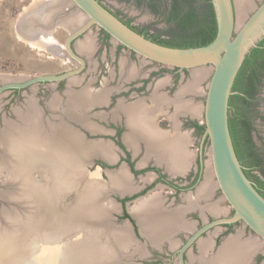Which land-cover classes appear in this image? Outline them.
Returning a JSON list of instances; mask_svg holds the SVG:
<instances>
[{"label":"water","instance_id":"1","mask_svg":"<svg viewBox=\"0 0 264 264\" xmlns=\"http://www.w3.org/2000/svg\"><path fill=\"white\" fill-rule=\"evenodd\" d=\"M64 1L66 5L74 8L72 11L77 17L74 19L76 24L74 23L64 40V49L77 65L59 73L1 81L0 96L11 88L22 89L37 83L70 80L81 73L85 59L73 49L72 40L83 35L93 26L106 32L112 40L133 51L142 60L167 67L188 69L191 73L202 71L199 80L211 71L203 100L205 127L200 152L202 153L203 142L206 139L208 173L215 187L219 189L222 199L231 207L232 213L229 216L216 218L197 230L180 248L179 264H184L182 254L193 239L203 230L220 223L240 221L264 243V196L259 193L243 170V165L235 152L228 122L229 98L234 93L232 87L235 78L245 56L264 37V0L258 5H254L255 0H249L239 25L236 24L234 0H211L216 18V34L207 44L188 47L169 46L148 38L126 24L99 0ZM12 113L13 116L15 115L14 119L2 118L1 121L3 125L0 126V169L5 170L8 183L15 188L16 197H29L39 205L37 209L40 210L35 212V216L34 212L30 214L26 209L22 211L25 214L20 217L16 214L8 218L10 222L7 226L11 228L12 233L23 232L24 235H20L18 239L20 243H15L10 249L3 236L0 237V264H49V261L43 258L44 254L34 260L35 247L49 245L50 240L63 243L67 231L75 229V226L76 228L84 224L105 226L113 212L103 202L110 192L100 191L99 195L90 193L89 196L81 192L73 200L74 204L70 206L72 208H58L55 203L65 193L64 178L62 181L59 178V182L57 180L53 185L43 187L31 180L30 171L33 167L41 168L40 166L43 165L47 168V166L43 154L39 151L35 154L34 162L30 160L34 148L28 146L46 147L49 145L50 136V139H56L55 147L48 148L53 152L54 157L59 158L58 162L55 161L57 164L53 163L54 169L58 167L65 169L67 166H73L75 162L82 167L93 163L96 157H102L91 146L95 141L88 140L83 135L80 143L75 145L73 137L68 132L65 136L48 134L42 126L38 127L32 118L25 116L20 120L14 110ZM46 119L40 120L44 122ZM40 150L44 151V149ZM20 155L23 157L21 158ZM50 168L52 167H49V171ZM27 191L30 194H27ZM115 199L111 197V201L116 203ZM35 231L41 233L33 235L32 240L28 242L26 232ZM121 238L114 236L105 241L99 238L95 242L91 238L89 244L86 242L83 244L79 240L81 243L77 244V240H74L77 250L74 251L68 264H128L122 258L121 252L126 245L121 244ZM12 239L10 237V240ZM59 257L64 258V254Z\"/></svg>","mask_w":264,"mask_h":264},{"label":"rangeland","instance_id":"2","mask_svg":"<svg viewBox=\"0 0 264 264\" xmlns=\"http://www.w3.org/2000/svg\"><path fill=\"white\" fill-rule=\"evenodd\" d=\"M36 0H0V82L11 80V79H24L26 77L38 75V74H45V73H59L64 70H69L71 68H74L76 65V62L72 60L63 50V41L65 37L69 33V27L67 26H56L55 29L51 31V40L55 42L53 46H57L59 52L51 53L48 49H46L44 46H41L39 43L31 42L27 40L26 38H23L22 34L17 29L18 22L22 21V15L24 10ZM49 1V0H48ZM103 3L107 5L110 9H112L115 13L119 14L122 18L129 21L132 25L136 26L139 29L146 28L151 34L158 33L161 29H164L165 26H167V23L164 20V17L159 14H155L149 10V8L145 5H140L137 2H134L133 0H101ZM198 1V0H197ZM196 1V2H197ZM235 4H236V0ZM262 0H255L254 5H258ZM47 2V1H45ZM237 11H238V6ZM46 17V16H45ZM44 14L41 18V21L45 19ZM76 24V20L74 22ZM72 24V23H70ZM57 25V24H56ZM99 28L96 26L91 27L87 32H85L83 35L79 36L75 40V47H78V49L86 50L88 47L81 48L80 46H83L87 43L89 40H85V36L91 35L92 37V45L93 48L95 47V53H89V51L86 50V54L84 57L86 58L87 64L84 70L79 73L78 75L72 77V81L75 79L79 80L77 83H73L72 81L63 80L60 82H48V83H37L25 88H22L18 93L14 92L13 90H6L2 93L0 96V126L3 125L1 123L2 118L3 119H12L15 118V115L13 116L12 110L15 111V109H23V106L25 104V100L28 99L30 101L29 105V114L30 116H34V118L41 112L45 114L44 118H47L50 116V114H53L54 117L57 115V113L48 112V106L47 103L50 101L52 103L53 100H56L59 96L58 95H64V92L68 90L67 88L70 87V89L73 92H80L81 89H85L86 93L85 95H88V93H94L100 90H106L110 89L112 90L110 93L109 103L108 104H98L95 106H92L91 108H87V110L95 111V112H106L111 108L110 102L116 101L120 97L124 99L125 102L131 103L135 100H137L139 97L145 96L152 91H154L153 85L157 82L158 79L161 77L168 75L170 76L169 71H162V73H159L155 76V80L151 82V80L147 83L148 90L143 89L139 92L136 91H128L126 88V85L130 84L129 77L127 75H124V71L127 72L129 69L136 68L140 72V74L145 73V75H148L149 69L153 67L154 65L152 62L148 60H142V58L138 57L137 55H129V53L125 49H118L116 51V48L118 46V43H116L111 38L108 39L106 44L101 39L100 35H97ZM51 41V42H52ZM84 43V44H83ZM86 46V45H84ZM77 52V51H76ZM78 53V52H77ZM83 56V54H81ZM145 63V64H144ZM144 64V65H143ZM154 67H157L155 65ZM159 69H167L165 67H158ZM189 73H186L185 76H181L178 81V86H183L187 82H191L193 80L194 72H192V75ZM201 74L197 76V79L199 76H202V71H198ZM243 72H247V68H243ZM211 71L208 72L207 76H205L203 79L197 82V79L193 81L192 88L188 96L185 99L195 100L197 102H200L204 100V95L206 92V86L210 78ZM197 74V73H196ZM192 76V78H191ZM149 79L152 77H148ZM124 79V80H123ZM194 85V87H193ZM121 86V87H120ZM121 88L122 90L115 91L116 88ZM190 89V85L188 86ZM194 89V91H193ZM114 90V91H113ZM79 98V97H78ZM76 99V96L74 97ZM103 99V98H102ZM101 99V100H102ZM237 100L234 98L232 100V105ZM78 102V100H77ZM57 102L53 104V106L56 109ZM190 103V102H189ZM47 104V105H46ZM47 106V107H46ZM255 111H256V118H255V125L258 129L257 131L252 130V142L255 143V145L260 148L264 152V77L262 79V83L259 86V90L257 93V99L255 100ZM53 107V108H54ZM250 108H246L248 111V116L251 121L252 127H253V99L249 104ZM34 109V110H33ZM42 109V110H41ZM69 110H72L70 107ZM81 114L80 111H77ZM203 112H201L202 114ZM43 114V115H44ZM83 116L85 115L88 120L89 114L88 113H82ZM33 118V119H34ZM183 118H188V116H182L181 120L183 121ZM201 118V117H200ZM69 119V125L75 128H78L77 124L74 122H70ZM92 119V118H91ZM36 125L40 126V120L35 119ZM93 120V119H92ZM202 120V119H200ZM54 122H57L56 117L53 119ZM52 121V122H53ZM84 121V119H83ZM97 125L104 126V127H111L110 125H106L101 120H93ZM10 122V120H9ZM16 126V125H15ZM123 130V127H121ZM40 129V128H39ZM83 136L88 140L98 141V142H107L110 141L109 135L102 133H94L90 134L88 130L85 128H80ZM197 137V136H196ZM49 137V145L48 146H33L28 148H34L32 150V155L30 156V160L34 162L35 154L37 151L43 154V160L44 163H46V166L41 165V168L33 167V170H31V176L30 179L34 180V182H37L40 186H48L53 185L54 182L58 180L62 181L64 178V195H61V198L56 200V205L59 208H72V204H74V199L78 197V195L82 192L84 195L89 196L90 193L99 195L100 191L107 192L109 194L108 198L104 200L103 202L114 210V204L115 202L111 201L112 198H117L115 194L112 192L109 183V176L112 174V171L114 173L120 174L121 172H124L127 170L125 168L120 167V163L116 161V156L120 155L122 152L119 149L109 148L110 152H112V155L114 156V161L110 160L111 163H107L105 160V156L102 158L96 157L94 159L93 163H90L89 165L85 166H78V164L75 162V164H72L73 166H67L65 169L63 168H53L54 164H56L55 160L53 159L54 156L52 155V151L48 150V148H54L56 139H50ZM101 139L102 141H100ZM198 139L195 140L193 147L197 146ZM53 142V143H52ZM78 143V141H77ZM52 145V146H51ZM57 145V144H56ZM98 145H104V144H98ZM105 146V145H104ZM107 146V145H106ZM108 147V146H107ZM37 148V149H35ZM44 149V151L40 149ZM57 148V147H56ZM94 150V149H93ZM207 148L205 147L204 150V159H207ZM121 152V153H120ZM143 153V152H142ZM57 156L56 154H54ZM141 155V152L139 153ZM138 155V156H139ZM138 156L132 158L136 161H138ZM22 158L23 155H20ZM52 157V158H51ZM23 160V159H22ZM100 161L105 163V166H101L98 162ZM68 162V161H67ZM72 162V160H71ZM54 163V164H53ZM69 163V162H68ZM96 163V164H95ZM36 165V164H34ZM37 166V165H36ZM44 167V169H43ZM49 167L50 171H49ZM48 171L49 173H47ZM53 171V172H52ZM46 172V173H45ZM125 173V174H126ZM256 174L255 172H253ZM57 174L59 177L54 180L53 175ZM147 176L143 173L139 174V177H136L135 179L132 177V182H145L144 178ZM96 181V182H95ZM30 183V182H29ZM57 188V187H55ZM14 189L12 188V185L8 183L6 172L3 169H0V237H2L6 244L9 246V249L13 247L15 243H20L18 239L20 238V235L23 236V232H19L18 234H13L11 231V228L7 226L8 218L13 217V215H20L25 214V212H22L27 209V212L32 214L34 212L39 211L37 209L39 205L35 204L34 201H31V199L24 198V197H16V194L14 193ZM92 189V190H91ZM161 189V190H160ZM93 191V192H92ZM158 193L159 195L165 197V192L167 191L166 188H160V184L154 186V188L150 192ZM112 192V193H111ZM148 192V193H150ZM147 193V194H148ZM27 194H30L27 191ZM151 194V193H150ZM149 195V194H148ZM221 197V193L218 188H214V195L213 198L209 197L203 200L199 205H204L205 202L212 203L213 201H217ZM139 198H135L132 201V204L127 206L128 210L131 211V208L139 203ZM60 205H58V203ZM220 205H225L226 207V215L228 214L229 210L231 209L230 206L227 204L226 201L221 200ZM135 207V206H134ZM133 207V208H134ZM117 208V207H116ZM119 214H115V211L112 212L111 218L106 222L107 224L105 226H90V224H84L82 227H78L73 230H68L66 235L63 237L65 238V241L63 243L61 242H53L52 240L49 241V245L39 247H35L36 253L34 254V260L38 257H42L44 254L45 261H49V264H68L70 259L73 257V253L75 250V244L73 243L74 240H77V244H80L84 242L89 244V240L91 238L94 239V242L97 241V239L101 238L104 241L106 239L112 238L114 236L122 237V245H129L130 246H136L138 245V242L133 241L130 239V235L127 233L128 229L124 224L126 219L119 218L120 210L118 211ZM28 215V214H27ZM234 229H242L244 232V238L248 237L250 234H252L244 225L243 223L236 224L234 226ZM130 231V230H129ZM38 231L35 232H26L27 234V241L31 239V237L35 234H40ZM99 233H101V236H99ZM235 233V232H230ZM15 237H14V236ZM10 237L13 238L10 240ZM51 237H54L51 235ZM58 238V236H56ZM35 239V238H33ZM15 240V241H14ZM32 240V239H31ZM67 240V241H66ZM81 241L79 243V241ZM131 240V241H130ZM46 244V243H44ZM12 246V247H11ZM79 246V245H77ZM41 247V248H40ZM131 249V248H130ZM129 249V251H130ZM123 251V250H122ZM131 252L132 249H131ZM130 252V254H131ZM261 255V261L260 263L264 262V244L262 246V249L259 251ZM64 254V258L59 257V255ZM36 257V258H35ZM66 257V258H65ZM47 258V259H46ZM36 261V260H35ZM64 262V263H62ZM133 261L130 262L132 264ZM145 264H152L151 262L145 263ZM161 264V263H156Z\"/></svg>","mask_w":264,"mask_h":264},{"label":"crops","instance_id":"3","mask_svg":"<svg viewBox=\"0 0 264 264\" xmlns=\"http://www.w3.org/2000/svg\"><path fill=\"white\" fill-rule=\"evenodd\" d=\"M72 9L74 8L66 5V2L64 0H36L35 2H32L26 8V10H24L21 17L22 21L18 22L17 29L22 34L23 38H26L31 42L39 43L41 46H44L46 49H48L51 53H60L58 47L53 46L55 45V42L51 40V31L55 29L56 26L60 25L69 27V30L72 29L74 23L70 24L68 23V20L75 18L77 19L76 14L72 11ZM43 14L44 17H46L43 21H41ZM85 40L90 41V46L86 50L91 53L93 49V46H91V35L89 34L85 36ZM78 47H75L74 45L75 50L79 54H83L84 56L86 54V50L82 51L81 49H78ZM151 69H155V67H151L149 71H151ZM124 75H127L129 77V80L137 78L140 75L146 76L145 73L140 74L138 69H136L135 67H131L127 72L124 71ZM190 75H192L191 72ZM72 79L68 81L71 82ZM170 79L171 76L168 75L161 77L153 85L154 91L149 93L147 97H139L137 100L131 103L125 102L124 99L120 97L115 101L114 106L106 112H95L91 110L89 111L87 110V108H91L92 106L98 104H108L110 93L112 90H100L85 95L84 93H86L85 91L87 90L81 89L80 92L75 93L69 87L67 88L68 90L64 92V95H58L59 97L56 100H53L52 103L50 101L48 102L50 111L53 113H57V115L55 116L57 122L53 121V119L55 118L53 114H50V116H48L44 122H42L41 120L45 117V115L41 113H39L35 118L30 116V101L28 99L25 100V104L22 110L15 109V114L20 120H22V118H24L25 116H28V118L31 117L32 119L34 118L33 121L35 123L37 122L35 119H41L40 126H42L43 130L48 132V134L54 133L65 136V134L68 132L69 134H71L74 141H76L75 145L78 140L80 142V139L83 135L80 128H85L89 131L90 134L105 133L107 135H111L114 133V129L112 127L97 125L93 120L99 119L106 125H109L110 122L121 123V121H123L126 127V131L123 134V141L128 144V148L131 151L132 158L138 156L141 152V155L138 156L137 167H142L143 165H146L148 161L153 160L157 166L163 167L164 171H166L170 176L183 175L188 172L191 167L196 166L199 151L197 150V147H193V143L198 135L195 134L192 128H185L182 126L181 117L191 116L192 118H195L200 122V116L202 115L201 112H203V102H197L195 100L189 101L190 99L188 98L184 100V98L188 96V93L192 91V80L191 82H187L183 86H178L176 90L173 91V93H168L166 87L168 86V84H170ZM78 81L79 80L75 79L73 83H77ZM198 81L200 80L197 79V82ZM189 85H191L190 89L188 88ZM120 89L121 88L117 87L115 91L117 92ZM75 96L76 99H74ZM82 96L84 98H82ZM79 99L81 100V102ZM57 101L58 103L55 109L53 104H55V102ZM179 103L182 105H179ZM176 106L178 108H176ZM70 107L72 108V110H69ZM188 108L190 109L188 110ZM77 111H80L81 114ZM83 112H90L89 120L85 115L83 116ZM68 118H70V122H74L79 127L75 128L73 127V125L71 127L69 125ZM127 134L133 135V137L136 139L134 141L135 145L133 147L128 143L126 139ZM99 140L102 141L101 139ZM93 143L94 144L91 143V146L93 148H95V146L100 143L104 144L105 146L107 145L109 148H114L111 141H95ZM112 152L113 151H111V153ZM114 156L112 155V157L109 158L106 157L105 160L107 161V163H111L112 161L110 162V160L114 161ZM118 158L119 156L117 155L116 161ZM202 162V179L197 188V194L194 199L200 201H203L209 197L213 198L215 188L214 181H212L208 173L207 160L203 159ZM119 166L125 169L127 168L124 162H121ZM124 172L126 173V171ZM118 173H114V171H112V174L109 176V189L112 190L115 196L122 197L126 194L127 191L132 189V175L126 173L125 180L122 181L124 185L120 184L119 186L116 181V178H119ZM122 186H126V188L121 190V188L119 187ZM115 200L117 208L115 207L113 212L115 211V214H119V210L121 213V203L117 200V198ZM189 200H191L190 197ZM221 200H223L222 197H220L217 201H213L211 204L208 202L207 204L204 203V205H201L204 207L201 208L205 209L206 207L210 214L214 216H221L222 214H224V210H222V207L224 206L220 205ZM152 202L153 203H151L150 205H147V201H143L142 203L139 202L134 206H138V213H136L137 218H139L140 213L143 214L145 211H147V208L160 207L163 209L161 212L162 216L155 215L156 217L153 219L148 216V213L145 212L146 214H144V218L139 219L141 221V223H139L141 233L147 235V237L151 241H158L160 237H162L163 233H167V231L169 230L167 229V227H169L168 223L170 222L168 220H162V217L164 214L170 216L169 212H171V210L168 208L170 204H165L163 200H160V198L154 197ZM189 202L190 201H188L184 205L186 209L187 207L191 206ZM133 207L131 208V212L135 214L136 208ZM142 222L145 223L143 225H140L142 224ZM124 225L128 228L126 230L129 235V232H131L130 239L138 242V239L133 233L132 226L127 219ZM233 232L235 233H229L227 235L226 239L218 248L217 252L209 260L200 261L196 264H246V261H248V259L252 255L255 256L257 254H260L259 251L262 249L264 243H262L253 234V232L250 231L252 234L245 238L242 229H235ZM130 248L133 252H131ZM146 251L147 248L138 243V245L136 246L129 247V245H126L121 253L123 260L128 264H130L131 261H133L132 264H145L142 263L140 258ZM189 261L187 262V264H191V262ZM260 264H264V262Z\"/></svg>","mask_w":264,"mask_h":264},{"label":"flooded vegetation","instance_id":"4","mask_svg":"<svg viewBox=\"0 0 264 264\" xmlns=\"http://www.w3.org/2000/svg\"><path fill=\"white\" fill-rule=\"evenodd\" d=\"M99 1L103 3V1L101 0ZM133 1L135 2L136 0H133ZM163 1L165 4L168 5L171 0H163ZM139 4L147 6L146 0L140 1ZM103 5L107 7L105 3H103ZM107 8L110 9L109 7ZM110 10L115 15H117L120 19H122L125 23L133 27L138 32L144 34L147 37L152 36V34L146 28L139 29L136 26L132 25L126 19L122 18L119 14L115 13L112 9ZM99 30L100 31H98L97 35H100L101 39L106 44L110 36H107L105 34L106 32H104L103 30L101 29ZM77 38L78 37L72 40V47L74 50H75L74 44ZM95 47L93 49H95ZM259 47L264 48V40L261 41V44ZM118 49L120 50L125 49L126 51L129 52V54L136 55L133 51L128 50L126 47L122 46L119 43L116 48V51ZM63 50L65 52L64 41H63ZM92 52L95 53V50H92ZM257 57L260 60L261 65H262L264 63V51L260 55H257ZM84 59H85V66H84L85 68L87 61L85 57ZM152 64L154 66L157 65V67H155V69H151V71H149L148 75L146 76L140 75L137 78L131 79L130 84H128V86L126 85L127 87L126 89L127 90L129 89L128 91L139 92L145 88L146 90H148L147 83L150 80L151 82H153V80H155L153 78H155L156 75H158L159 73H162V71H169L171 79H170V84H168L166 89L168 93L171 94L178 87L179 78L181 76H185L186 73H189L188 69H179L178 67H167V66H163L161 64L155 63V62H152ZM158 67H165L167 69H163V68L159 69ZM260 73H261V76H260L259 86L261 85L262 79L264 77V67L260 69ZM148 77H152V78L149 79ZM8 90H13L14 92L18 93L21 89L11 88ZM114 104H115L114 101L110 102L111 108L114 106ZM234 108H235L234 105L229 104V112L233 111ZM48 112H50V108L48 109ZM200 117H201L200 119H202L200 120V122L197 121L195 118H192L191 116H188V118H183V121H181L183 127L192 128L195 134L198 135V137L196 138L198 139V141H196L197 142L196 147L199 153H198V159L196 161V166L191 167V169L183 175H174V176H170L166 171H164L163 167L157 166L153 160L148 161L147 164L143 165L142 167H137V161L132 159V154H131L130 149L128 148L129 147L128 144L123 141V134L126 131V127L123 121H121V123L120 122H110L109 124L114 129V133L109 135V140L112 142V145L114 146V148L119 149L122 152V153L120 152L121 154L119 155V158L117 159V161L119 163L124 162L126 164V167H127L126 169L128 173L131 174L134 179L136 177H139L140 173H143L144 175L147 176L146 178H144L145 182L133 181L131 184L132 189L127 191L126 194L122 197L117 196V200L121 203V213L119 215V218L127 219L129 221V223L132 226L133 233L135 234V237L138 239V243H140L141 245L147 248V251L143 253L140 258L142 263L151 262L152 264H156V263L179 264L180 248L186 243V241L197 230H199L205 224L209 223L210 221L216 218L229 216L232 213V209H230L228 214L226 215L225 205H223L224 207H222V210H224V214H222L221 216H214L210 214V212L206 209V207L205 209L201 208L204 206H200L199 204L203 201L194 200L197 194V188L202 179V173H203V162L202 161L204 159V150L206 146V139H205L203 142V147H202L203 150L201 153L200 152L201 139H202V134L204 132V127H205L203 113ZM121 127H123V130ZM199 127L200 128L203 127V129L199 130ZM97 162L101 166L106 165L103 162L96 161V163ZM243 168L245 172L247 173V176L249 177V179L254 184H256V181L253 178V175H252L253 172H255L256 175H258L262 180H264V174L261 170L249 169V167L245 166L244 163H243ZM158 183L160 184V188L163 187L167 189V191L165 192V197L158 195V193L156 194L153 191L150 192L154 188V186L157 185ZM148 192H150L151 194ZM154 197L160 198V200H163L165 204L169 203L170 205L168 208L171 210V212H169L170 216H167L164 214L162 217V220H168L170 222L168 223L169 227H167V229L169 230L167 231V233H163L162 237H160L158 241H151L147 237V235L141 233L140 226H139V223H141V221L139 219L144 218V214L146 213H148V216L153 219L157 215L162 216L161 212L163 209L160 207L147 208V211H145L146 213L145 212L143 214L140 213L139 218H137V215L129 211L127 208L128 204L131 205L132 201L135 198H139L138 202L142 203L143 201H147V205H150L151 203H153L152 200L154 199ZM189 197L192 201L189 200ZM188 201H190L189 203L191 206L187 207L186 209L184 205ZM205 204H207V202H205ZM144 223L142 222V224L140 225H143ZM239 223L241 222L236 221L234 223H220V224L213 225L203 230L193 239V241L184 250L182 254V259H183L184 264H187L189 260L191 264H196V263H199L200 261L209 260L217 252L218 248L222 245L227 235L230 232L235 230L234 226ZM247 229L250 230L248 227ZM261 255L262 254H257L255 256L252 255L248 259V261H246V264H260Z\"/></svg>","mask_w":264,"mask_h":264},{"label":"trees","instance_id":"5","mask_svg":"<svg viewBox=\"0 0 264 264\" xmlns=\"http://www.w3.org/2000/svg\"><path fill=\"white\" fill-rule=\"evenodd\" d=\"M142 0H136L140 3ZM171 0L167 5L163 0H146L147 7L151 12L162 15L167 26L158 33L148 37L159 43L169 46H197L209 43L216 34V18L211 0ZM127 24V23H126ZM133 28V27H132ZM134 29V28H133ZM109 36L107 33H105ZM253 47L245 56V59L235 78L229 98V104L235 98L234 110L229 112V129L235 148L236 155L240 163L248 166L249 169H259L264 174V152L252 142V130L257 131L255 125V100L259 90L261 65L257 55L263 53L264 48ZM247 72H243V68ZM253 99V127L246 108ZM264 120V116L262 117ZM202 128L199 127V130ZM244 170V168H243ZM245 172V170H244ZM247 175V173L245 172ZM256 181L255 187L264 196V180L258 175L252 174ZM248 177V176H247Z\"/></svg>","mask_w":264,"mask_h":264},{"label":"bare ground","instance_id":"6","mask_svg":"<svg viewBox=\"0 0 264 264\" xmlns=\"http://www.w3.org/2000/svg\"><path fill=\"white\" fill-rule=\"evenodd\" d=\"M237 2H236V4H235V1H234V6H235V11H236V24L237 25H239L240 24V22H241V20H242V17H243V15H244V12H245V9H246V6H248L249 5V0H236ZM236 5L238 6V11H237V7H236ZM75 22V20L74 19H69L68 20V23H74ZM27 24V23H26ZM22 27H25V26H22ZM37 29V28H36ZM84 44V43H83ZM84 45H86V46H84ZM83 46H80L81 48H84V47H89L90 46V41H87V43L86 44H84ZM84 49H86V48H84ZM197 73V74H196ZM201 73L200 72H194L193 73V75H196V76H194V78H193V80L192 81H195V79H197V76L198 75H200ZM200 77V76H199ZM192 83H194V82H192ZM192 85V84H191ZM191 85H190V88H191ZM193 87H194V85H193ZM82 98H84L83 96H82ZM85 98H86V96H85ZM91 99V98H90ZM80 100V99H79ZM92 101V100H91ZM80 102H81V100H80ZM94 102V101H93ZM178 105V104H177ZM179 105H182V104H180L179 103ZM178 105V106H179ZM139 107V106H138ZM181 107V106H180ZM183 107H185V106H183ZM188 107V106H187ZM191 107V106H190ZM137 108V107H136ZM176 108H178L177 106H176ZM183 109V108H182ZM190 108H188V110H189ZM34 110V109H33ZM190 112H192V111H190ZM35 116V115H34ZM33 116V117H34ZM31 118V117H30ZM27 126H29L30 127V125H27ZM28 127V128H29ZM126 139H127V141H128V143L133 147L134 145H135V143H134V141L136 140L134 137H133V135H131V134H127V136H126ZM76 142V141H75ZM78 142H79V140H78ZM80 143V142H79ZM52 146V145H51ZM94 149V151L97 153H101L103 156H105V157H107V158H109V157H112V153L110 152V150H109V147H107V146H101V145H97V146H95V148H93ZM99 153V154H100ZM52 158V157H51ZM56 162H58L59 161V158H57V157H54L53 158ZM57 164V163H56ZM125 176H126V174H125V172L123 173V172H121L120 174H119V178L117 177L116 178V181H117V183H118V185L120 186V184H122V185H124L123 183H122V181H124L125 180ZM59 176H57V174H55V175H53V178H54V180L55 179H57ZM96 182V181H95ZM125 185H128V184H125ZM119 188H121V190H123V189H125L126 188V186H122V187H119ZM136 209H135V214L136 213H138V206L137 207H135ZM240 252V251H239ZM235 259V258H234ZM226 261V260H225ZM235 261V260H234ZM234 261H233V263H234Z\"/></svg>","mask_w":264,"mask_h":264}]
</instances>
